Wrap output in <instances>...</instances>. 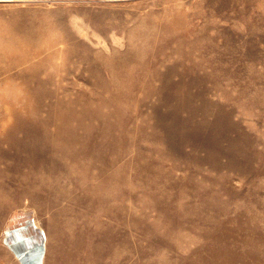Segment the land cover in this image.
I'll list each match as a JSON object with an SVG mask.
<instances>
[{"label": "rangeland", "instance_id": "374dc122", "mask_svg": "<svg viewBox=\"0 0 264 264\" xmlns=\"http://www.w3.org/2000/svg\"><path fill=\"white\" fill-rule=\"evenodd\" d=\"M22 221L40 264H264V0H0V264Z\"/></svg>", "mask_w": 264, "mask_h": 264}, {"label": "crops", "instance_id": "0c3cea01", "mask_svg": "<svg viewBox=\"0 0 264 264\" xmlns=\"http://www.w3.org/2000/svg\"><path fill=\"white\" fill-rule=\"evenodd\" d=\"M18 226V223L16 224ZM23 230H26L25 232ZM27 228V224L20 222V228L13 226L4 235V242L19 264H40L43 238L40 232ZM37 231V230H35ZM34 234V236H32Z\"/></svg>", "mask_w": 264, "mask_h": 264}]
</instances>
